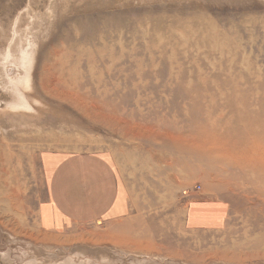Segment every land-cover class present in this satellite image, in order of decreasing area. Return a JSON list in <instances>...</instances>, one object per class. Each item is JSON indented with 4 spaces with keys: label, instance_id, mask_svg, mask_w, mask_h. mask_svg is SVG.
<instances>
[{
    "label": "rangeland",
    "instance_id": "374dc122",
    "mask_svg": "<svg viewBox=\"0 0 264 264\" xmlns=\"http://www.w3.org/2000/svg\"><path fill=\"white\" fill-rule=\"evenodd\" d=\"M263 25L264 0H0V74L11 73L3 65L5 52L18 55L34 45L33 85L48 107L24 126L23 118L1 108L0 264L77 262L83 259L79 255L99 264L103 258L130 264L137 257L144 264H264V213L258 197L243 179L218 180L197 163L180 168L172 162L174 154L153 144L156 138L144 129L156 130L166 118L180 122L184 114L194 116L189 100L172 110L177 106L172 98L180 91L141 90V84L154 80L139 77L149 71L150 54L141 50L168 48L174 28L184 34L177 36L179 42L188 37L189 47L198 43L205 49V37L215 28L230 34V40L234 32L240 34L243 51L257 63L249 68L254 87L264 81ZM199 28L198 35L188 34ZM170 50L159 60L163 67H156L166 77L171 62L185 60L182 52ZM241 56L240 51L236 58ZM197 61L204 67L203 53ZM180 66L174 75L190 70ZM205 73L210 70L204 68ZM157 80L165 82L164 77ZM97 89L99 94L106 90L104 99L114 101L115 108L96 103L102 97L95 96ZM122 96L129 101L120 103ZM216 114L211 118L217 122ZM229 117L224 114L222 123ZM55 152L109 153L128 187L130 214L59 233L41 228L38 209L46 174L40 158ZM205 202L222 210L195 204ZM188 216L220 220L193 228Z\"/></svg>",
    "mask_w": 264,
    "mask_h": 264
},
{
    "label": "bare ground",
    "instance_id": "6f19581e",
    "mask_svg": "<svg viewBox=\"0 0 264 264\" xmlns=\"http://www.w3.org/2000/svg\"><path fill=\"white\" fill-rule=\"evenodd\" d=\"M214 27L218 28L217 25ZM215 28L211 36L205 37L209 43L207 49L203 45L199 46L198 43L195 47H189L187 43L190 38L188 37L179 42L177 36L184 38V34L174 28L171 34L174 38H170V44H172H169L168 48L147 46L141 50L142 54H150L148 57L149 71L142 73L139 77L154 80L141 84V90L151 88L159 91L162 89L171 94L178 90L180 94L174 96L175 98L171 101L177 106L172 107V110L177 112L181 108L179 104L189 100L188 110L194 116L191 118L189 114H184L185 118L180 122L177 120L169 122L166 118L160 123L158 129H144L143 131L146 135H153L156 138L153 142L156 147L174 154L172 162L180 168L189 170L197 163L200 166L205 165L206 171L211 172L218 180L222 177H227L229 180L243 179L246 186L258 197L260 210L264 213V81L254 84V87L251 86V83L255 82H251L252 72L249 68L257 63L256 61L253 63L243 51L239 41L240 34L234 32L235 39L230 40V34L224 35L223 31ZM200 32V28L199 30L191 29L188 34L194 37ZM183 43L186 46L182 50L180 45ZM33 47L34 45L29 44L26 49H20L18 55L9 50L2 55L4 68H9L11 73L7 74V71V73L0 74V99L4 102V106L0 107V112L3 107V111L14 115L16 119L19 117L21 121L23 118L21 126L28 125L26 119L39 116L41 110L48 108L47 104L37 97L36 88L33 85ZM175 48L185 57V60L180 63L184 66L188 65L190 70L186 69L187 72L183 76H180V73L174 75V68L180 69L182 66L180 63L171 62L170 73L167 77L163 70L156 72V67H163L159 60L169 55L168 49L172 51ZM176 51L172 52L175 54ZM240 51L242 56L238 60L236 57ZM200 53H203L204 67L197 61ZM215 54L217 57L212 59L211 57ZM256 67L260 68L262 65ZM204 68L209 69L210 73L203 74ZM234 71L237 73L234 74ZM157 77H164L165 82L158 81ZM132 87L137 90L135 85ZM209 88H212L211 93L216 95L211 94ZM95 92L96 97L102 95L101 98H103L96 100V103H100L102 107L107 105L115 108L114 101L104 99L106 90L103 94H99L98 89ZM128 101L127 96H122L120 103L125 104ZM226 113L230 117L228 123H224L228 125L225 129L222 119ZM203 114L205 121L200 123L194 120L195 117ZM214 114L218 119L217 122L211 118ZM172 162H166V164L170 166ZM79 256H83V259L77 262L72 258H67L54 264H99L97 261L87 259L85 255ZM107 259L103 258L101 263L111 264V261ZM130 264L144 263L137 257Z\"/></svg>",
    "mask_w": 264,
    "mask_h": 264
},
{
    "label": "crops",
    "instance_id": "0c3cea01",
    "mask_svg": "<svg viewBox=\"0 0 264 264\" xmlns=\"http://www.w3.org/2000/svg\"><path fill=\"white\" fill-rule=\"evenodd\" d=\"M40 159L46 174V194L40 203L38 218L45 231L59 233L73 225L116 221L130 214L128 187L109 153L55 152L44 153ZM195 204L222 210L207 202ZM208 220L201 222V218L188 216L187 221L189 227L204 228L220 219Z\"/></svg>",
    "mask_w": 264,
    "mask_h": 264
}]
</instances>
